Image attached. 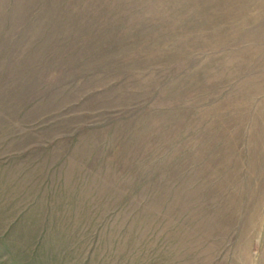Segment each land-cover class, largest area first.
Returning <instances> with one entry per match:
<instances>
[{
	"label": "rangeland",
	"instance_id": "1",
	"mask_svg": "<svg viewBox=\"0 0 264 264\" xmlns=\"http://www.w3.org/2000/svg\"><path fill=\"white\" fill-rule=\"evenodd\" d=\"M0 264H264V0H0Z\"/></svg>",
	"mask_w": 264,
	"mask_h": 264
}]
</instances>
